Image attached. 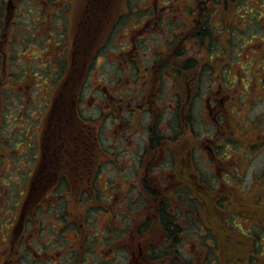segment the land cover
I'll list each match as a JSON object with an SVG mask.
<instances>
[{"label":"rangeland","instance_id":"obj_1","mask_svg":"<svg viewBox=\"0 0 264 264\" xmlns=\"http://www.w3.org/2000/svg\"><path fill=\"white\" fill-rule=\"evenodd\" d=\"M104 1H106L105 9L108 10L106 16L116 17L119 14H124V21L121 23L114 37L109 43H106L105 54L96 58L91 73L88 76V86L96 88L100 84L101 86L105 85L107 89L104 93L108 95V98L103 100L101 96L103 92H95L93 89L88 88L84 91V100L86 102L84 107L86 108V116L95 118L96 128H98L101 135V144L105 151H107H101L97 155L96 163L99 166H94L91 171H80L78 178H82V180L80 182L77 181L76 185L79 184L81 186L76 187V195L69 193L66 197L67 202L63 205L70 214V222L64 225L62 223L64 221L60 218V215L57 217L60 213L58 211L57 215H54L53 211L50 215L47 213L44 214L47 216L43 217L44 227L48 228L50 230L48 232L51 233H44L43 239L40 241L41 246L37 244L35 248L37 252L40 250L41 254H43L44 252L42 250L46 248L43 243H48L47 247L49 248L52 246L49 243L60 244L58 247L49 251V254L57 257L56 264H61L60 258L65 261V256L69 263L71 262L70 264H125V253H128L130 257V250L136 248V253L138 252L136 241L142 244L144 250L152 240L155 244V249H158L157 252H161L164 249L162 245L163 241L160 242L162 239L161 229L155 223V219L143 233L138 231L139 225L145 222L146 214L149 212L148 208L145 207L146 202L150 204L152 201L151 196L142 187L144 183L151 185L154 181H158V186L171 185L173 184L172 179L174 178L171 173V168H173L172 163L171 166L170 163H167V165L164 164L165 161L169 160L166 159L165 149L155 148L152 150L149 148V132L157 122V119L154 120V115L161 114L163 109L164 111L166 110L172 102L170 92L173 90L171 83L173 79L170 71L166 74L160 70V67L155 68L153 64L155 63L157 55L160 57L159 61L162 60V62L170 64L172 60L176 59L174 55L180 50L184 51V55L180 59L182 62L189 57L197 58L198 56V58H202L200 51L197 54L198 45L188 35L190 31L195 30L192 25L199 19L198 2L200 1L201 3L202 0H185L180 4L182 7L181 10L190 7L191 14L186 19L181 16H174L177 20L179 19L184 22L182 29L177 31L180 35L174 39V43H167L165 41L169 36L168 26L170 23L168 19L173 16L174 11L173 0ZM42 2L39 0L41 5ZM66 3H69L71 7L68 23L69 35L71 37L75 31L74 27L79 22L78 19L83 14L84 6L88 2L87 0L56 1L54 8L61 9L64 7L63 9H65L68 7ZM260 3L264 4V1H250L249 5L250 7L258 8ZM20 7L21 15L17 17L18 22L22 23L24 28L29 29L27 36L31 38L36 33L33 20L37 21L40 18L39 12L37 11L38 5L34 0H23ZM151 10L154 12L153 15H151ZM135 12L136 14H133ZM216 17V15H213L212 20L214 21ZM253 17L251 15L248 20ZM154 18H158V20L162 19V22L157 24ZM249 22L251 23L252 21ZM242 24V22H239L236 25L239 26ZM57 25L60 26L59 21H57ZM234 30L239 35L238 28H234ZM153 33H157V35H154V37ZM133 38H142V40L137 41L135 46L137 51L133 54L140 69L142 71L148 70L147 74L142 73L140 76L144 82L148 81L147 83L145 82L146 85L144 82H136L134 84L126 72L127 68L130 70L132 67L129 59L130 55L126 53L130 51L127 44ZM37 42L38 40L36 44ZM9 43H7V40L0 43V58L2 57L3 63L6 64L2 70L0 69V137H4L6 144H10L12 152L13 148L17 151L15 154L17 157H15L14 161L8 159L2 169L3 172L5 171L2 180L3 184L8 187V181L14 182L11 184L14 185L5 194L7 199L13 201L17 195L16 188L19 187L17 183L26 175L27 171L29 172L31 167V165L29 168L26 167L28 165L26 159L28 161L29 153H26V156L23 157L24 144L29 145L30 137L35 142H39V136L45 127L44 122L49 108L43 105L47 101V96L42 97L46 93V82L43 83V79L39 78V76L34 80L27 75L25 81L20 83L21 86L18 83L14 84V75L18 72L16 70L19 67L17 58L21 56L12 58L11 54L5 51L9 47ZM11 45L12 41L10 43L12 49ZM248 45L250 44H246V46ZM58 47V45H53L50 49L56 52V48ZM138 47H141L139 48L140 50L142 49L141 54H138ZM26 50V55H24L26 57H21V60H25L28 66L31 65L33 58L36 60V63H40L43 66V62L46 59L51 60L50 55H53V51L50 52L48 49L42 50L39 45H32ZM249 50V46L244 48L245 52ZM122 52H125V54H122ZM245 54L242 53L240 57L245 58ZM223 58L224 54L221 53L218 57H215L213 62L208 60V64H220L223 62ZM240 65H243V63L240 62ZM148 67L150 69H145ZM191 73L192 77L196 78L199 72L193 70ZM142 75L144 77L147 76V78L144 79ZM182 75H185V78L181 81V91L185 89L189 95L190 89L194 92L198 91L196 89L197 85L195 87L193 83L190 85L192 88L190 86H186L185 88V80L188 75L186 73ZM225 75L226 84H233L235 82V79L230 76L229 71L225 72ZM33 76L35 77V73ZM152 79L153 81L150 82ZM160 82H163V85L157 91L159 88L158 83ZM50 94H53V88L48 89V98ZM136 94H141L140 99L142 103L140 106L135 105V98L139 100V95ZM144 97L146 100H144ZM144 101H147L148 104L144 105ZM22 103L24 106L21 105ZM38 103L42 104V106L38 107ZM202 104L201 99H198L194 103L193 114L195 115L196 121L197 119L201 121L205 115L204 113L203 116L201 114ZM243 115H246L247 119L256 120V117L259 116L258 119L264 120V102L257 104L255 107L252 105L249 106L248 109H245ZM243 115H239L240 119H242ZM209 118H203L202 122L197 123L199 132L202 131L201 127L203 130L205 129L202 123L209 126L207 123ZM227 124L228 121L226 118L222 122L221 118L219 119L218 125L221 126L222 130L226 129ZM164 127L167 128V124ZM24 130L28 131L25 133ZM210 130L212 129H207V131ZM28 132L29 135L27 136ZM166 132L171 133V130L166 129ZM197 145L198 141L196 136L192 134L186 139H179L174 143L168 142L165 147L174 153L173 156H177L176 165H179L178 167L183 170L186 167L183 165L184 161L181 160L182 163H179L178 158L185 151H188L189 153H193V164H196ZM26 149L25 147V151ZM5 154L10 156L8 150H5ZM19 154L22 155L19 157ZM115 159L116 163L112 164L111 162H114ZM6 168L8 169L6 170ZM91 180L95 182L96 189L100 192L99 199H96L95 194L90 198L86 197L83 199L80 193L82 186ZM159 189L162 190L163 187ZM44 196H46V191H40L39 196L33 200V203L26 207V211L34 208L35 203L38 201L43 203ZM52 201H56L55 195L51 196L50 200L43 204L46 205ZM97 208L102 210L100 211ZM4 211L3 209L0 213ZM121 213L125 215L124 220H122ZM128 216L131 220V216H133L132 235L129 234V226L126 223ZM71 221H73V225H70ZM249 222L250 220H247L244 223L245 228L250 226ZM109 225L113 226L110 228L108 227ZM24 227H26V224L22 225V230H20L19 234L25 232L26 229ZM65 228H67V231H65ZM185 231L186 236L183 237L185 241V246L183 247L184 256L189 258L191 255L192 257L195 255L196 257V254L200 251L197 250V243L195 244L194 227H190ZM31 237V234L27 233L26 239L28 241L31 240ZM15 238L17 239L18 236L16 235ZM263 249L264 247L262 251ZM257 254L259 253L257 252ZM147 258L148 256H146L144 264H147ZM164 258L161 259L162 264H169L170 257L166 256ZM46 259L42 255L40 257L34 255L33 252L32 257L30 256L23 263L44 264ZM41 260L44 262H41ZM47 263H50V261ZM194 263L195 259L191 264ZM154 264H160V262L155 261ZM181 264L184 263L182 262ZM253 264H256V261H253Z\"/></svg>","mask_w":264,"mask_h":264},{"label":"trees","instance_id":"obj_2","mask_svg":"<svg viewBox=\"0 0 264 264\" xmlns=\"http://www.w3.org/2000/svg\"><path fill=\"white\" fill-rule=\"evenodd\" d=\"M22 1L23 0H0V43L5 40H7V43H11L12 41V49L9 43V47L5 51L11 54L12 58H17L18 56L24 58L26 57L24 56L27 52L26 49L32 45H39L42 50L48 49L50 52L53 51L50 49L53 45H58L60 48L58 47L56 48V52H52L53 55H50L51 60L46 59L43 62V66L40 63H36L34 58L29 66L25 60H21V57L17 58L19 67L16 70L18 72L14 75V84L18 83L19 86H21L20 83L25 81L27 75L34 80L39 76V78L43 79V83L46 82V93L42 97L47 96V101L43 105L50 107L44 122L45 127L41 132V142L37 143L29 136V145L26 143L24 144L23 157L26 156V153H29L28 161L26 159V163H28L26 167L29 168L31 165L32 169L30 167L29 172L27 171L26 175L21 179L22 181L20 180L19 183H17L19 187L16 188L17 195L16 198L14 197L15 199L13 201L7 199L5 194L6 191L14 185H11L14 182L8 181V187L3 184L2 180L5 171L3 172L2 169L8 159L14 161L15 157H17V155H15L17 151L13 148L12 152L10 144H6L4 137H0V144H2L0 145V211L3 209L5 210L0 213V264H24L23 262L27 261V258H30V256L32 257V253H35L37 250L35 248L36 245H40V241L43 239V234H49V232L46 231L48 228H45L43 224V217H47L44 215L45 213L50 215L52 211L57 208L56 210L59 211L61 215L60 218L64 221L62 223L65 224L66 217L69 215H67L66 208L63 204L67 202L66 197L69 193L76 195V187L81 186L79 184L76 185L77 181L80 182L82 180V178H78V176H80V171H91L94 166L97 167V155H99L101 151H107H105L101 144V135L98 128H96L95 118H90L85 114L86 108L84 104L86 102L84 100V91L91 88L95 92H103L101 93L103 100L108 98V95L104 93L107 89L105 85L101 86L100 84L96 88L88 86V76L91 73L96 58L105 54L106 43H109L114 37L116 31L124 21V14H119V16L116 17L106 16V12L108 11L105 9L106 1L87 0L88 4L84 6L83 14L78 19L79 22L74 27L75 31L70 37L68 29L69 16L71 13L70 4L66 3L68 7L65 9H63L64 7L56 9L54 8L56 1L61 2L62 0H41L43 1L42 5L39 3V0H34L38 5L37 11L39 12L40 18L37 21L33 20L36 33L29 38L27 36L29 29H26V27L24 28V25L18 22L19 20L17 19V17L21 15L20 4H22ZM184 1L185 0H173L172 4L174 6V11L173 16L168 19L170 25L168 26L169 36L165 40L167 43H174V39L180 35L177 31L182 29V25H184L182 20H177L175 17L181 16L186 19L191 14L189 7L181 10L182 7L180 4ZM209 1H225L226 3L234 5L233 12L235 14L244 15L247 14L243 10L247 7V3L250 1L259 2L264 0ZM30 12L32 11L30 10ZM136 12L133 14H136ZM211 12L213 11L210 10L208 12L209 15H205V20L212 17ZM153 13V10H151V15H153ZM242 15L239 16L242 17ZM244 17L246 19L245 24L247 31L245 33H239V35L234 31L232 35L233 38L239 41L237 38L241 34H243V36H248V38L249 36L262 35V30H260L261 28L256 18L253 17L248 20L250 15H245ZM154 19H156L155 23L157 24L162 22V19ZM57 21L60 22V26L57 25ZM249 21L252 22L250 23ZM192 26L195 30L190 31L188 34L191 40L202 46L209 44V48L204 49L203 56L200 53L202 58H198V56L197 58L189 57L182 62L180 59L184 55V51L180 50L174 55L176 59L172 60L170 64L162 62V60L159 61L160 57L158 55L155 60L156 64H153L155 68L160 67V70L166 74L170 71L173 79L171 80L173 90L170 92L172 95V102L166 110L164 111L163 109L161 114L154 115V120L157 119V122L149 132V148L152 150L155 148L165 149L167 155L166 159L169 160L165 161L164 164L167 165V163H170L171 166L172 163L173 168H171V173L174 178L172 179L173 184L171 185L166 184L158 186V181H154L151 185L144 183L142 187L147 194L151 196L153 202L157 201L156 204L159 203V213L158 211H154L152 214H159V219L169 244L161 250L162 253L160 251L156 252L159 257V259H156L161 261V259H165L164 257L169 256V264H180L178 263V257L181 256L179 244L182 242L181 239L186 236L185 230L194 227V235L196 234L195 212L197 208L194 194L197 185H195L196 164H193V153L185 151V153L178 158L179 163L184 161L183 165L186 166L182 170L178 167L179 165H176L177 156H173L174 153H172L170 149H166L165 145L168 142L174 143L184 136L185 132L182 130L181 118L184 103H187L185 107L188 125L187 130L190 128V130L186 132V136L188 137L194 134L192 124H194L193 113L196 92L190 89L192 88L190 85L194 83V77H192L191 72L196 69L199 70L196 80L200 87V77L206 76L208 68L211 67L208 64V58L211 59L212 55H216L213 54L215 53L213 50L217 47V43L219 42L215 37L210 23L204 22L200 23L198 27L196 24ZM200 26H203L205 29L204 32L199 29ZM154 35L156 36L157 33H153V36ZM37 40L38 42L36 44ZM138 40H142V38H133L130 40L127 44L130 51L126 53L130 55L129 59L132 63L131 69L129 70L127 68L126 72L130 76L131 82L134 84L136 82L143 83L144 80L140 78V76L142 73H148V70L142 71L140 69L133 54L137 51L135 46ZM139 48L141 47H138V54H141L142 49L140 50ZM202 48L203 47L197 46V54H199V51L201 52ZM122 54H125V52H122ZM230 60L236 61V57L232 55L230 56ZM0 65L1 70L4 65L6 66V64L3 63L2 57L0 58ZM145 69L150 68L148 67ZM83 70L85 71L84 73ZM34 73L35 77L33 76ZM183 73L188 75L185 82H188V87L190 86V95L185 89L181 91V81L185 78V75L182 77ZM146 78L147 76L144 77V79ZM204 78L205 77H203V80ZM145 82L147 83L148 81ZM150 82L152 81L150 80ZM101 87L104 88L103 91ZM49 88H53V94H50L48 98ZM136 95H139V100L135 98V105L138 104V106H140L142 103L140 99L141 94ZM143 96H145V94H143ZM49 99H51L50 104L48 103ZM144 100H146L145 97ZM146 104H148V102L144 101V105ZM21 105L24 106L23 103ZM38 105V107L42 106L40 103H38ZM166 124L167 128H163ZM166 129L171 130V133H167ZM24 131L26 133L28 130ZM28 135L29 132L27 136ZM25 147L27 148L26 151ZM5 150L10 152V156L5 154ZM40 154L41 158H39ZM21 155L22 154H19L18 156L20 157ZM45 163H47V165ZM111 163L115 164L116 159ZM7 169L8 168H6V170ZM30 174L32 175L30 176ZM161 187H163L162 190L159 189ZM40 191H46L47 194L44 196L43 203L50 200L51 194L56 195V201H52L46 205L38 201L35 203L34 208L26 211V207L33 203V200L39 196ZM80 193L83 199L86 197L90 198L93 194H95L96 199L100 198V192L96 189L93 180L84 184ZM147 205L146 202L145 207H147ZM97 209L100 211L102 210L100 208ZM152 214L147 217V219L145 218V223L139 229L140 232L143 233L147 227L152 224L154 220ZM121 216L123 217L122 220H124L125 215L121 213ZM126 223L128 226V220H126ZM23 224H26V227H24L26 230L24 233L19 234ZM71 225H73V223ZM112 226L113 225H109L108 227L111 228ZM65 231H67V228H65ZM27 233L32 236L30 241L26 239ZM16 235L18 236L17 239L15 238ZM251 242L257 243L258 241L253 238ZM49 251L46 250V252ZM162 263L161 261L160 264ZM187 264L190 263L187 262Z\"/></svg>","mask_w":264,"mask_h":264},{"label":"flooded vegetation","instance_id":"obj_3","mask_svg":"<svg viewBox=\"0 0 264 264\" xmlns=\"http://www.w3.org/2000/svg\"><path fill=\"white\" fill-rule=\"evenodd\" d=\"M198 3L199 19L194 24L198 27L200 23H210L216 39L219 40L217 47L213 50L215 53L211 52L216 55H212L208 60L213 62L215 57L221 53L224 54V58L220 64H209L211 67L208 68L206 76L200 77V87L196 80L199 73L196 78H193V84L195 87L197 85L196 89H198L195 93L196 101L201 99L203 103L201 114L202 116L203 113L205 114L201 121L199 119L196 121L194 115V124H192L198 141L195 161L197 189L194 198L197 208L195 212V244L197 243V250L200 252L196 254V257L191 255L186 258L183 251L185 241L181 239L182 242L179 244L181 256L178 257V263L189 262L191 264L195 259L196 264H253V261H256V264H264V249L262 251L264 247V120L258 119L259 116L256 117V120L247 119L246 115H243L249 106L255 107L264 102V4L260 3L256 8L250 7L247 3V7L243 9L247 14L242 15L235 14L233 12L234 5L225 1L202 0L201 3L200 1ZM210 10L213 11L211 12L212 17L213 15L217 16L214 21L212 17L205 20V15H209ZM245 15H253L256 18L262 35L249 36L248 38L241 34L237 41L232 36L234 28H238L240 33L247 31ZM239 22L243 24L237 26L236 24ZM199 29L203 32L205 30L203 26H200ZM246 44H250L248 45L250 50L245 52L244 48L248 47ZM198 46L203 47L201 50L203 56L204 49L209 48V44ZM242 53H246L245 58L240 57ZM232 55L236 57V61L230 60ZM240 62L243 65H240ZM217 64L218 66H216ZM228 71L230 76L235 79L233 84L225 82V72ZM203 77H205L204 80ZM163 82L158 83L157 91ZM186 86L188 83L186 85L185 82V88ZM186 106L187 103H184L181 114L182 130L185 132L182 139L187 138L186 132L190 130V128L187 130ZM239 115H243L244 118L240 119ZM207 117H210L207 120L209 126L202 123L205 131L201 127L204 133L199 132L197 123ZM220 118L221 122L225 118L227 119L226 129L222 130L218 125ZM208 128L212 130L207 131ZM40 136L39 143L41 142ZM39 158H41V154ZM45 164L47 165V163ZM53 195L55 194H51V196ZM156 202L152 201L147 205L146 208L149 211L146 214L147 217L151 216L154 211H158L159 203L156 204ZM56 209L53 211L54 215L59 213ZM158 213L153 215V218L161 229L162 239L160 242L163 241L162 245L165 248L169 241L162 228ZM59 215L60 213L57 217ZM67 215L69 216L66 217L65 223L70 222L68 211ZM131 218L132 220L128 216V231L132 235L133 216ZM247 220H250V226L245 228L244 223ZM144 223L139 225L138 231ZM46 231L50 230L46 229ZM253 238L258 242L252 243ZM152 243L153 240L144 250L142 244L136 241L138 252L136 253V248L130 250V257L128 253H125V264H144L146 256H148L147 264H154L155 261L161 262L157 260L159 259L156 254L158 249H155V244ZM43 244L46 246L42 250L44 253L41 254L39 250L34 255L39 257L42 255L47 258L45 262L41 260L44 264H56L57 257L49 254L46 250H52L60 244L49 243L52 244L50 248L47 247L48 243ZM48 261L50 263H47ZM60 262L61 264H70L66 256L65 261L60 258Z\"/></svg>","mask_w":264,"mask_h":264}]
</instances>
